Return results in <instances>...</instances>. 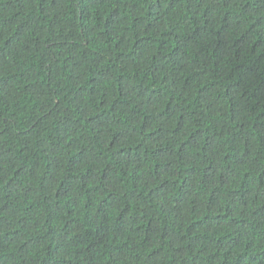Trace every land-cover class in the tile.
Returning a JSON list of instances; mask_svg holds the SVG:
<instances>
[{
	"label": "trees",
	"instance_id": "1",
	"mask_svg": "<svg viewBox=\"0 0 264 264\" xmlns=\"http://www.w3.org/2000/svg\"><path fill=\"white\" fill-rule=\"evenodd\" d=\"M0 264H264V0H0Z\"/></svg>",
	"mask_w": 264,
	"mask_h": 264
}]
</instances>
